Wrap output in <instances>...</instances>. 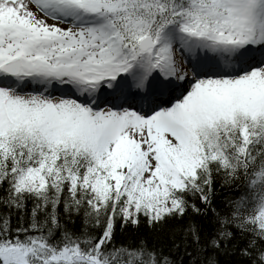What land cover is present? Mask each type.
Wrapping results in <instances>:
<instances>
[{"label":"snow or ice","instance_id":"6c2138e0","mask_svg":"<svg viewBox=\"0 0 264 264\" xmlns=\"http://www.w3.org/2000/svg\"><path fill=\"white\" fill-rule=\"evenodd\" d=\"M221 254L264 264V0H0V264Z\"/></svg>","mask_w":264,"mask_h":264},{"label":"trees","instance_id":"16d2710c","mask_svg":"<svg viewBox=\"0 0 264 264\" xmlns=\"http://www.w3.org/2000/svg\"><path fill=\"white\" fill-rule=\"evenodd\" d=\"M217 187L219 189V185H217ZM117 233L119 237L120 235L119 228H117ZM136 233L147 235L149 236L150 239L154 236V233H152V231L148 228L147 224L145 223H141L139 229H135L132 227L128 228V234H136ZM219 260H220V264H235L237 257L230 254H221Z\"/></svg>","mask_w":264,"mask_h":264}]
</instances>
